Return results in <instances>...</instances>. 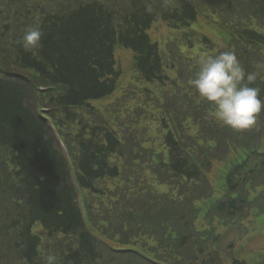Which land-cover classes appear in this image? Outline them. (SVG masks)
Masks as SVG:
<instances>
[{"label":"trees","instance_id":"16d2710c","mask_svg":"<svg viewBox=\"0 0 264 264\" xmlns=\"http://www.w3.org/2000/svg\"><path fill=\"white\" fill-rule=\"evenodd\" d=\"M65 2L62 10L56 6L40 13L37 27L44 35L39 48L26 51L13 41L19 66L35 71L42 85L55 87L48 102L51 113L42 114L33 79L0 65V194H6L0 216L4 212V228L14 234L18 252L13 260L2 245L0 264H46L48 255L56 257V264H148L134 253L113 251L129 246H142L167 262L176 261L175 232L181 233V244H186L187 233L193 235L192 203L197 190L208 184L191 156L205 164L210 154L225 153L237 140L264 136V114L252 130L243 132L208 115L212 106L188 84L190 71L199 70L200 64L183 57L177 44L197 52L203 46L217 54L234 51L247 72L257 71L256 66L264 64V0ZM202 20L216 29L223 42L220 48L205 35L191 36ZM7 21L11 35L28 24L17 13ZM163 23L174 31L172 35L185 32L171 41L167 52L151 36L153 27ZM119 46L133 52L139 83L152 87L133 84L120 97L121 71L115 56ZM168 70L176 71V76ZM251 86L258 87L264 99V69ZM150 89H158L157 95L141 94ZM136 95L143 97L142 103L133 100ZM101 102L109 107L102 110L95 105ZM54 126L69 146L71 161ZM72 166L96 233L84 223ZM260 168L264 157L254 155L232 175L231 183L235 177L242 185ZM118 177L123 184L115 194L125 197L121 200L113 198L111 185ZM100 181L110 186H101ZM217 212L240 219L248 208L242 196L222 203ZM37 224L41 234L34 233ZM6 241L0 231V242ZM54 241L57 244H51ZM209 256L200 251L189 263L207 264ZM214 262L246 264L235 254L221 255Z\"/></svg>","mask_w":264,"mask_h":264},{"label":"clouds","instance_id":"9594fccd","mask_svg":"<svg viewBox=\"0 0 264 264\" xmlns=\"http://www.w3.org/2000/svg\"><path fill=\"white\" fill-rule=\"evenodd\" d=\"M43 31L39 27H29L19 42L26 51L39 48ZM247 72L234 51H222L215 56L205 55L200 59V67L195 77L188 81L201 98L206 100L212 111L208 115L234 131L252 130L264 114V99L261 90L251 86L257 80L259 70ZM46 264H56V257L48 255Z\"/></svg>","mask_w":264,"mask_h":264},{"label":"rangeland","instance_id":"374dc122","mask_svg":"<svg viewBox=\"0 0 264 264\" xmlns=\"http://www.w3.org/2000/svg\"><path fill=\"white\" fill-rule=\"evenodd\" d=\"M52 1V7L50 8L48 6V2ZM55 1H57V3H55ZM66 0H16V2H14V0H0V5H4L7 7L2 6L1 10H0V65H7V68L10 71H13L17 74H22L24 73L27 78H31L35 81V83L37 84L36 89L38 90L36 93V98L35 100L37 101L38 106L40 107L43 115H48L50 112V105L48 104L49 102V98L52 96L53 94V90H46L47 88H44L45 86L42 85V82L40 81V79L37 77V74L35 72H33L32 70H23V68H21L17 63L16 59H15V50L13 48V41L17 40V42H20L22 40V37L25 33V31L31 27V26H36L40 23L39 21L42 18V14H40L42 12V10L45 11H49L52 12L55 10V7L57 6V8L59 10H62L64 8V6L66 5L65 2ZM11 13H17L19 14L22 18H23V23L26 21L28 24L25 27H21L22 29H20L18 31V33H13L12 35L9 34V30L8 27L6 25V21L7 18L11 15ZM8 23V21H7ZM200 30L203 35H207L209 38H211L213 41L216 40V36L214 34V32L209 29L208 26L205 25V22L201 21L200 24ZM151 36L153 37V39L157 40L161 47L164 49L167 48L168 45V41L170 40V37L172 36L169 31L163 27V26H158L155 27L151 30ZM168 42V43H167ZM219 42V41H218ZM167 43V44H166ZM166 44V46H165ZM215 47L220 48L221 44L219 43H214L213 44ZM186 51V50H185ZM182 54L183 57L185 58H191L192 61L191 63H198L200 64V59L202 56L205 55H211V56H215L217 54V50L214 48L208 49L205 46H203V48L199 49V52L192 50V51H186V52H180ZM116 56H117V63H118V67L122 70L123 75L121 76L120 79V87H121V91L118 92L120 97H122L125 94V91L128 89L129 85H133V84H138L139 81L136 78H132V76L136 75L135 72L132 74V76L130 75L131 70L130 67L132 65V58H133V52L131 50L128 49H124L122 47H117L116 49ZM13 61H15V64H13ZM188 62V60H187ZM198 70H196L197 72ZM169 72V71H168ZM172 77L176 76V73L173 71L170 72ZM186 74V70L184 68H182L181 70V75L184 76ZM191 74V71L190 73ZM139 87L141 88H150L152 86H148L146 83H144V81H140V83L138 84ZM158 90V89H157ZM157 90H153L150 89L149 92L146 91H142L141 94L145 95L147 93H150L151 96H156L157 94H155V92H157ZM158 93V92H157ZM136 100L138 103H142L143 97H140L138 95H136V97L133 99ZM157 101H159V103H161V101L159 99H156ZM116 101V98H115ZM96 106H99L100 109L103 110V107H109V105H107L106 103H96ZM112 106V103H111ZM159 110V109H157ZM86 117L89 118V122L90 121V116L86 115ZM92 118H96L99 119L98 115H94L92 116ZM108 120V119H107ZM109 121V120H108ZM155 128H157V126L155 125ZM133 135L136 137H139V134L136 133L135 131H133ZM127 137H130V134H128ZM9 169L12 170L11 167H8ZM101 184H104V182L102 181ZM6 197V194H0V202ZM87 203V200H86ZM1 218H0V231H1ZM41 226L39 224H37L34 228V231H36V233H40L41 232ZM254 235L256 236L257 240H262L263 236L259 231H255Z\"/></svg>","mask_w":264,"mask_h":264}]
</instances>
